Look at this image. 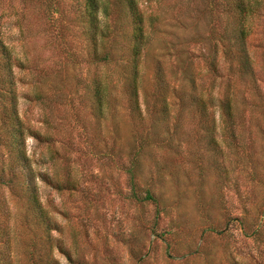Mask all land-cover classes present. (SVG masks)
<instances>
[{"label": "rangeland", "instance_id": "obj_1", "mask_svg": "<svg viewBox=\"0 0 264 264\" xmlns=\"http://www.w3.org/2000/svg\"><path fill=\"white\" fill-rule=\"evenodd\" d=\"M101 1L109 4L110 16L117 15V0ZM75 2L57 0L46 8L33 0H0V44L13 65L19 116L24 127L50 137L38 141L26 132L27 155L39 172L68 174L76 181L75 187L58 190L38 180L39 199L56 227L46 240L23 221V204L8 188L0 189V221L11 234L10 246L0 250L9 254L11 264H33L28 253L34 248L53 258V264H264V100L258 102L259 95L264 97V0H250L258 10L247 17L246 44L257 90L247 81L230 86L235 69L224 60L218 41L229 18L217 0H134L152 39L149 56L140 53L143 84L152 80L148 63L158 59L172 88H178L179 63L185 66L179 52L185 48L203 95L219 98L229 85L243 110L244 130L238 126L236 139H228L215 103V139H193L195 123L188 118L182 125L187 139L174 140L177 150L151 146L153 162L145 157L142 163L153 171L156 202L134 199L127 174L128 152L143 139H127L129 109L123 74L114 63L124 41L108 36L104 43L121 52L110 63L92 64ZM98 14L104 21L102 10ZM127 20L118 27L130 31ZM97 76L111 80L119 136L112 134V116L92 114L86 86ZM168 102L173 121L178 102L172 95ZM252 102L258 105L253 108ZM138 105L146 118L140 90ZM147 140L154 145L158 139ZM140 187L146 185L137 178L135 190Z\"/></svg>", "mask_w": 264, "mask_h": 264}, {"label": "trees", "instance_id": "obj_2", "mask_svg": "<svg viewBox=\"0 0 264 264\" xmlns=\"http://www.w3.org/2000/svg\"><path fill=\"white\" fill-rule=\"evenodd\" d=\"M33 1L35 5L40 7L51 8L52 2L57 0ZM217 1L223 9L222 15L229 18L223 23L218 41L221 44L224 60L229 64V68L235 69L236 78L229 80L230 86L239 87L243 81H247L251 88L257 90L259 88L258 79L246 44L250 32L247 17L258 10L257 4L251 3L250 0ZM75 3H77L78 19L86 26L83 32L89 41V56L92 64L110 63L121 52L110 44L104 43L108 36L112 37V42H117L119 37L124 41V49L122 46L119 47L124 52L114 63L118 71H122L123 74V89L129 109L130 128L127 139H143L139 140L136 147H132L128 152L132 159L127 166V174L130 177L134 199L141 202H156L159 198L155 195L152 185L154 183L151 177L153 171L150 168L145 170V165L142 163V159L145 157L153 162L151 155L154 149L151 146L155 147L156 150L162 147L177 150L178 146L174 145L177 142L174 140L187 139V133L183 131L182 125L188 118L193 119V123H195L193 139H215L218 120L215 112L211 109L215 103L218 104L220 111V122L230 136L228 139H236L239 136L236 135L238 126L243 128V110L238 107V99L233 94V88L228 90L229 85L219 98L203 95L204 92L199 90V84L195 83L197 78L192 69L193 62H191V57H188L190 53L185 48H180L179 52L180 57L184 56L180 62L184 63L185 66L182 67L183 64L179 63L181 76L178 79L180 84L178 88H172L171 77L166 73L163 62L158 59L153 64V61L148 63L151 64L152 80L149 79L148 86L143 84V74L140 72L142 62L140 53L144 50L146 51L145 57L149 56L147 52L152 50L150 46L152 39L144 32L141 13L134 6V0L114 1L113 5L118 8V13L114 17L107 13L109 4H103L101 0H76ZM108 3L111 4L112 2ZM53 8L54 12H58L57 7ZM101 10L104 13V21L99 18L98 13ZM54 12L51 10L50 13ZM123 18L129 19L127 21L131 27L130 31L118 27L119 21ZM166 50L162 49V51ZM0 53V189L8 188L14 200L23 204V221L29 226H34L41 235L45 234L46 240L49 238L50 230L56 227L39 199L38 180L40 179L58 190L67 186L68 188L75 187L76 181L68 174L62 178L58 173L49 175L45 172H39L33 166L32 160L26 152V132H30L38 141L44 140L42 138L50 140V137L42 135L37 130L24 127L18 113L17 94L12 86L15 82L9 51L0 44ZM211 66L214 71H217L216 63L211 62ZM172 73L175 75V70ZM111 85L110 79L97 76L91 79L90 86H86V88H88L90 95L92 114L98 119L112 116V134L116 137L119 136V127L116 120L113 119V114L115 115L118 109H114L117 107V101ZM139 90L144 95L146 118L138 105ZM170 95L176 98L179 106L178 114L173 121H171L168 108ZM263 100L264 97L259 95L258 102L262 103ZM258 102H252V107L255 108ZM146 119L147 121H145ZM139 122H141V129H137ZM260 129L263 135L264 129ZM147 139L158 140L153 145L148 144ZM157 143L159 144L157 145ZM154 165L156 169L157 163L154 162ZM137 178H140L146 187L135 190ZM9 231L10 228L5 221H0V246H5V249L11 244ZM38 237L40 238V235ZM12 240L14 241V239ZM36 245L37 243L34 241L32 248ZM28 255L33 264H53L55 262L48 255L42 256L36 248ZM0 264H11V257L8 253H4V250H0Z\"/></svg>", "mask_w": 264, "mask_h": 264}]
</instances>
